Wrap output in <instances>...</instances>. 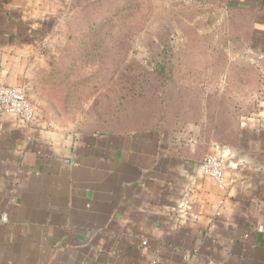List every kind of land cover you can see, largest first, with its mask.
<instances>
[{"label":"crops","instance_id":"obj_1","mask_svg":"<svg viewBox=\"0 0 264 264\" xmlns=\"http://www.w3.org/2000/svg\"><path fill=\"white\" fill-rule=\"evenodd\" d=\"M72 1L0 0V88L35 108L31 124L0 108V264H264V98L235 144L211 150L190 127L64 128L41 82ZM228 1L247 15L242 57L264 88V0ZM206 155L221 157L223 188L200 173Z\"/></svg>","mask_w":264,"mask_h":264},{"label":"rangeland","instance_id":"obj_2","mask_svg":"<svg viewBox=\"0 0 264 264\" xmlns=\"http://www.w3.org/2000/svg\"><path fill=\"white\" fill-rule=\"evenodd\" d=\"M50 34L41 84L51 116L74 132H103L137 104L129 98L145 92L155 104L162 94L160 109H143L141 119L190 127L211 150L231 145L233 129L264 98L261 74L242 57L247 15L228 0H73ZM155 70L160 81L143 85ZM164 82L172 86L161 91Z\"/></svg>","mask_w":264,"mask_h":264},{"label":"built area","instance_id":"obj_3","mask_svg":"<svg viewBox=\"0 0 264 264\" xmlns=\"http://www.w3.org/2000/svg\"><path fill=\"white\" fill-rule=\"evenodd\" d=\"M0 108L12 114L23 124H31L35 117V108L28 101L23 88L4 86L0 88ZM200 173L212 179L218 188L224 187L223 162L218 155H206L199 166ZM1 220L6 221L3 215ZM263 231L262 228H259Z\"/></svg>","mask_w":264,"mask_h":264},{"label":"trees","instance_id":"obj_4","mask_svg":"<svg viewBox=\"0 0 264 264\" xmlns=\"http://www.w3.org/2000/svg\"><path fill=\"white\" fill-rule=\"evenodd\" d=\"M233 9H237V8L233 7ZM240 11H242V10L240 9ZM163 71H164V67H161L159 72L162 73ZM154 72L155 73L153 76H151V78L148 77L147 78L148 80H145L142 82L143 85H146V86L153 85L154 83H157L158 81H160V77L157 73V70H155ZM167 80L169 81V76L167 77ZM168 85L172 86V83H169V84H167L165 82L159 83V88L161 91L167 90L166 88L168 87ZM175 88H177V85ZM145 95H146L145 92H142V93H140V95L138 94V96L135 98H129L131 100H136L135 103H137V104H132L131 108L125 110V112L123 114H121L120 122L114 121L113 127L109 128V129L105 128L102 133L124 135V134H127L131 131H134V130L146 131L144 129L150 128V127L156 128V129L150 128V130H160L159 125L164 124L163 123L164 121L161 120L159 116H157L155 118V121H149L150 116H148L147 118L141 119V115H139V113H141V111L145 108H147L150 113H153V112H151L152 110H150L149 108L154 109L157 107L158 109H160L159 107L162 105V103H161L162 94L154 96V99L157 100V103H155V104H150L148 98ZM138 104H139V106H138ZM130 117H133V118L131 119ZM107 119H109L110 121L113 120L112 118H109V117H107ZM134 119H141V120H138L140 124H137L136 126H134V122L136 121ZM148 122H154L153 126ZM142 123H144V124H142ZM132 127H135V128H132ZM137 127H139V128H137ZM233 130H234V132H232L233 136H231L232 141L230 142L231 145L235 144L237 139H238V135L240 132V124L238 125V127H235Z\"/></svg>","mask_w":264,"mask_h":264}]
</instances>
